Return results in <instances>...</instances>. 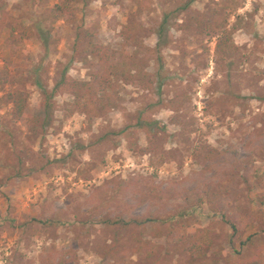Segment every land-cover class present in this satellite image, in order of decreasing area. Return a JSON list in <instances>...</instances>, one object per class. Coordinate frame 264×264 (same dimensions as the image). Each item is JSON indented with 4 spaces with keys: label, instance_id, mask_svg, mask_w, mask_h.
Masks as SVG:
<instances>
[{
    "label": "rangeland",
    "instance_id": "rangeland-1",
    "mask_svg": "<svg viewBox=\"0 0 264 264\" xmlns=\"http://www.w3.org/2000/svg\"><path fill=\"white\" fill-rule=\"evenodd\" d=\"M57 1L0 0V264H191L187 253L148 259L139 252L144 240L165 244L166 225H184L187 234L211 226L210 264H241L235 250L250 256L255 246L233 247L229 226L207 204L183 211L176 194L209 182L223 186L226 173L242 163L254 172L255 185L245 188L255 221L242 238L264 227L257 201L264 192V0H243L229 18L232 24L234 14L241 16L226 60H215L216 36L176 29L185 0H84L75 4L73 20L44 21V8ZM140 1L146 2L141 11ZM208 1L195 0L191 8ZM166 13L170 28L157 52L155 32ZM41 19L48 49L35 29L18 44L7 41L13 21ZM95 23L97 41L115 61L133 66L131 74L139 67L150 83L118 80V106L90 119L69 113L73 97L60 89L52 123L31 135L1 97L25 90L30 112L41 113L32 83L38 64L49 88L57 62L67 65L71 79H88L70 43L77 28ZM129 24L135 40L123 31ZM140 112L163 121L166 133L149 141L133 125ZM118 216L153 220L119 233Z\"/></svg>",
    "mask_w": 264,
    "mask_h": 264
},
{
    "label": "trees",
    "instance_id": "trees-1",
    "mask_svg": "<svg viewBox=\"0 0 264 264\" xmlns=\"http://www.w3.org/2000/svg\"><path fill=\"white\" fill-rule=\"evenodd\" d=\"M82 1L84 0H59L52 6L44 8L42 19L55 21L63 18L65 21H71L76 17L78 9L75 4ZM193 2L195 0H185L179 6L185 15V19L179 24H174L176 29L205 32L210 38L216 36L215 60H218L217 57L226 60L232 55L234 48L232 32L239 26L241 16L234 14L235 21L232 24H229V18L243 0H210L199 10L191 8ZM145 7L146 2L140 1L139 11L144 10ZM42 19L41 21L35 20L33 25L13 21L7 41L11 44H18L35 29L44 48L48 49L50 45L49 36ZM168 19L169 13L164 14L162 22L156 29L155 33L158 39L155 51L157 52L164 43L161 42L164 32L170 28L167 25ZM98 27L99 25L95 23L91 26L77 28L70 43L72 56L85 66L88 79H71L67 74V65L57 62L58 78L54 81L53 87L49 88L40 73L42 64L35 67L32 83L40 93L38 107L41 109V113L30 112L28 107L29 94L25 90L16 89L1 97L3 101L12 104V118L23 122L31 135L36 137L44 134L46 128L52 123L55 110L54 98L60 89L73 97L69 113L79 111L90 119L92 116L107 114L118 106V80L135 82L134 79L136 78L137 81L150 83L148 74L142 73L139 67L135 66V72L131 74V67L133 66L124 61H115L114 52L97 41ZM123 31L128 40H135L136 30L134 26L129 24L124 27ZM53 41L54 44L57 43L56 39ZM2 80L0 78V81ZM158 101L162 103L161 99ZM133 120V125L145 132L146 138L151 142L156 136L166 133V124L163 121L145 118L141 112L137 113ZM123 131H114V134H121ZM235 171L226 173L227 182L223 186L209 182L204 184L200 191L183 190L179 192L176 194V199L180 200L179 205L183 211L200 204H207L209 210L214 215H218L220 220L229 226L230 243L233 247L236 244L244 247L247 243L255 246V250L250 256L242 255L235 250L241 255V264H264V227L259 226V232L249 234L245 239L242 238L246 225H254L255 221V216L249 210L252 200L245 193V188L251 189L255 186L254 172L248 167H244L242 163L237 164ZM240 171L242 174H239ZM240 183H243L245 187L243 188ZM257 201L264 207V192L257 196ZM152 220L151 216L130 219H123L122 216H118L115 223L120 225L118 231L121 233L133 224L143 225ZM184 227V225H166L163 233L165 244L144 240L137 244L139 252L148 259L154 255H164L169 251L187 253L191 264H210L208 253L213 243L211 226L194 230L190 234L184 231Z\"/></svg>",
    "mask_w": 264,
    "mask_h": 264
}]
</instances>
